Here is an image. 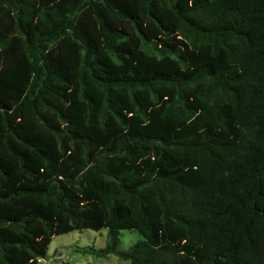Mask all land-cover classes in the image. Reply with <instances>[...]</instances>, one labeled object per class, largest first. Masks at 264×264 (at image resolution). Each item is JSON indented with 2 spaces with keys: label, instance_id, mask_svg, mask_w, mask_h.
Here are the masks:
<instances>
[{
  "label": "trees",
  "instance_id": "trees-1",
  "mask_svg": "<svg viewBox=\"0 0 264 264\" xmlns=\"http://www.w3.org/2000/svg\"><path fill=\"white\" fill-rule=\"evenodd\" d=\"M84 228L264 264V0H0V264Z\"/></svg>",
  "mask_w": 264,
  "mask_h": 264
},
{
  "label": "rangeland",
  "instance_id": "rangeland-1",
  "mask_svg": "<svg viewBox=\"0 0 264 264\" xmlns=\"http://www.w3.org/2000/svg\"><path fill=\"white\" fill-rule=\"evenodd\" d=\"M150 50V46H145ZM119 243L117 249L128 251L139 239L141 234L134 229H122L118 232ZM107 244V230H93L89 228L76 229L70 232L54 235L48 245L47 252L38 264H130L114 254L97 256L83 253L79 249L84 246L102 248Z\"/></svg>",
  "mask_w": 264,
  "mask_h": 264
}]
</instances>
